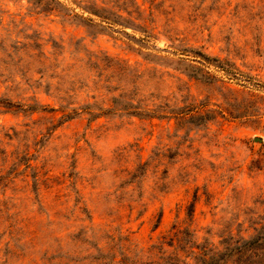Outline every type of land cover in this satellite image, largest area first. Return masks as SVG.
<instances>
[{
  "label": "rangeland",
  "instance_id": "rangeland-1",
  "mask_svg": "<svg viewBox=\"0 0 264 264\" xmlns=\"http://www.w3.org/2000/svg\"><path fill=\"white\" fill-rule=\"evenodd\" d=\"M0 264H264V0H0Z\"/></svg>",
  "mask_w": 264,
  "mask_h": 264
}]
</instances>
